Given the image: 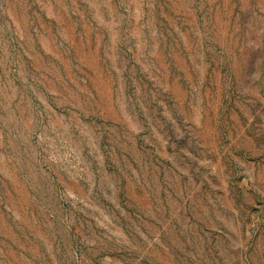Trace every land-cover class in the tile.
Segmentation results:
<instances>
[{
    "label": "rangeland",
    "instance_id": "374dc122",
    "mask_svg": "<svg viewBox=\"0 0 264 264\" xmlns=\"http://www.w3.org/2000/svg\"><path fill=\"white\" fill-rule=\"evenodd\" d=\"M0 264H264V0H0Z\"/></svg>",
    "mask_w": 264,
    "mask_h": 264
}]
</instances>
